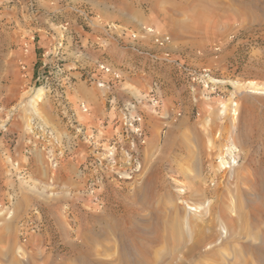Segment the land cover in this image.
Listing matches in <instances>:
<instances>
[{
    "label": "rangeland",
    "instance_id": "rangeland-1",
    "mask_svg": "<svg viewBox=\"0 0 264 264\" xmlns=\"http://www.w3.org/2000/svg\"><path fill=\"white\" fill-rule=\"evenodd\" d=\"M150 1L0 0V43L9 47L13 36L23 35L24 40L33 36L35 41L36 34L45 33L50 43L46 50L49 55L43 53L40 60L43 67L44 61L52 64L60 53L55 51L61 40V24L68 22L67 31L74 33L75 41L79 40L76 31L87 36L89 28L76 10L102 23L121 20L133 24L149 20ZM162 1L160 8L170 10L180 3V17L172 13L167 17L186 22L183 29L199 28L196 22L204 17L197 9L198 0ZM207 14L214 19L212 10ZM258 21L250 35L240 31L239 25L234 32L206 21L210 40L204 46L218 48L213 44L221 35L230 45L240 38L222 68L211 70L218 90L209 93L185 83L184 87L193 92L187 116L178 109L167 118L168 123L153 129L148 125L145 145L136 148L135 170L129 177L126 172L119 177L104 174L96 186H91L93 191L88 189L87 180L80 193L53 194L47 192L52 188L31 178L16 179V171H26L14 145L17 128L29 126L36 117L45 122L41 100L45 92L42 89L34 106L27 105L30 95L40 88L39 81L28 83L20 93L19 86H6L13 75L5 73L8 79L0 86V92H7L0 96V264H124L120 262L123 251L132 264H164L186 234V205L202 206L198 215L191 216L194 228L216 234L222 257H231L233 250L246 242L260 244L253 235L264 233V93L251 92L247 87L250 82L264 87V20ZM85 53L77 54L84 58ZM176 57L196 66L183 53ZM98 146L100 151L107 147ZM21 151L27 157L31 154L27 148ZM227 154L236 160L229 168L221 166ZM14 191L17 196L4 208ZM207 201L208 207L203 208ZM222 212L232 228L224 237L220 234ZM28 219L32 223L20 234V224ZM35 223L37 228L32 229ZM174 231H179L178 237H171ZM158 235L167 240H157ZM211 263L217 264L216 259H196L192 264Z\"/></svg>",
    "mask_w": 264,
    "mask_h": 264
},
{
    "label": "crops",
    "instance_id": "crops-1",
    "mask_svg": "<svg viewBox=\"0 0 264 264\" xmlns=\"http://www.w3.org/2000/svg\"><path fill=\"white\" fill-rule=\"evenodd\" d=\"M161 1H150L149 20L146 19L133 24L121 20L110 23L131 31L152 27L159 35L169 36V43L159 47L152 42L150 36H146L145 39L140 41L141 45L156 53L167 52L173 56L183 53L186 60L189 59L196 66L210 70L222 68L227 57L233 54L232 50L238 45L240 38L237 37L236 43L230 45L221 35L213 44L218 47V51L215 52L212 47L204 46L210 40L206 32V21H209L211 25L217 24L219 28L228 27L230 30H235L234 32H237L236 26L239 25L240 31L242 30L250 35L255 25L258 24V19L264 20V0H212L213 4L209 3V0H198L197 9L201 11L204 19H199L196 22L198 23V29L186 31L183 29L184 24H187L186 22L181 19L167 17L169 13L180 17L183 9L180 3L178 9L173 8L174 10H170V8H160V4L164 2ZM207 10L213 11V20L207 16ZM107 21L109 22V20ZM187 22L194 23L193 21ZM76 33L81 36L82 40L86 37L81 30L76 31ZM13 37L15 40L12 46L4 47L0 43V86L3 85L2 80L8 79L5 73L9 72L13 77L6 86H19L20 93H22L25 92L23 89L28 83L35 85L38 77L43 72L40 60L42 54L49 48L50 39L47 38L45 33L36 34L37 40L35 41L31 39L24 40L23 35L18 36V38ZM68 44L69 42H67L63 51V60L70 69V74L76 78L83 73L94 80L108 83L110 75L96 69V63L102 60L122 69L123 78L112 89L97 86L95 82H85L82 79L76 81L73 87L66 86L64 90L66 95L61 101L67 111L63 113L57 107L58 104L55 102L54 95L43 90L45 95L41 100L45 104L42 112L45 122L37 117L35 121L44 127H48L54 135L60 136L70 132L58 146H52L49 150H44L38 144L37 139L30 134L27 124L17 128V139L14 145L18 147L19 162L22 168L27 171H25L27 173L26 177L31 178L32 181L38 182L40 185L44 184L47 188H52L47 192L53 194L80 193L85 188L86 180L92 177L93 169L87 171L83 177H79L77 174L78 167L83 158L91 151L89 144L94 143L95 146L96 144H105L104 142L112 137L111 123L102 124L106 121V117H111L112 111L107 109L106 103L109 97H113L116 101L134 99L142 93L148 92L154 79L159 80V112H154L150 107L141 109L144 126L146 128L150 126L152 129L156 128L158 124L168 123L167 118L171 117L178 109L183 115L187 116L189 103L193 99V92L190 87H184L187 83L173 71H169L166 66L151 67L144 61H139L136 57L121 51L116 45L87 50L86 57L80 58L81 54L79 56L75 53L72 50L73 48L68 47ZM183 87L186 89H182ZM186 90L187 92L182 94ZM6 93L0 92V96L6 95ZM81 102L86 104L87 112L79 109V103ZM202 107L205 109L204 103ZM70 119L79 128L83 129L82 134L68 130V120ZM89 131L91 132L89 133ZM28 147L31 154L27 157L21 153V149ZM52 156L55 158L56 166L50 160Z\"/></svg>",
    "mask_w": 264,
    "mask_h": 264
},
{
    "label": "built area",
    "instance_id": "built-area-1",
    "mask_svg": "<svg viewBox=\"0 0 264 264\" xmlns=\"http://www.w3.org/2000/svg\"><path fill=\"white\" fill-rule=\"evenodd\" d=\"M76 12L82 16L84 23L89 28L87 36L83 38L85 39V43H83L81 36L74 31L76 33L75 36L79 38V40L75 41V38H73L74 33L67 31L66 26L68 22H65L61 24L62 32L59 36L61 40L56 46L57 49L55 53L60 52V55L63 54V49H65L68 39L71 40L68 46L72 48L73 45L74 52L78 54L85 53L90 49H97L98 47L116 45L121 51L136 57L139 61H144L151 67H168L169 71H173L178 77L191 86H199L209 93H216V90H218V80L212 76V71L210 69L196 67L190 62H186L180 57L173 56L167 52L156 53L140 44L141 40L145 39L146 36H150L155 45L163 47L169 43V36L159 35L152 27H144L141 30L133 31L126 30L108 22L102 23L99 20H90L81 9L76 10ZM79 27L82 28V25H79ZM30 39L33 40V36H31ZM214 50L216 51L218 48H214ZM59 54H56L57 57L52 64L46 63L45 61L43 62L42 68H44V71L37 80L44 91L54 95L55 102L58 104L57 107L61 113L67 111L64 103L61 101L65 98L66 93L64 90L66 86L73 87L76 81L82 79L85 82H95L97 86L99 85L112 89L116 87L117 83L123 78L122 69L114 67L111 63L104 60L96 63V69L110 75L108 83L94 80L83 73L76 78L70 74V69L65 65L64 61H62L63 59L60 58ZM44 55L47 56L49 53L46 51ZM159 87L160 81L154 79L149 91L142 93L134 99L123 101H116L113 97L107 99V109L112 111V113L111 117H106V122L102 124H107V122L111 123L113 131L112 137L104 142L107 147H103V151L98 149L99 144H96V146L94 143L89 144L92 145V148H90L91 151L83 158L82 162H80L77 172L79 177H83L87 171L93 169L94 173L91 172L92 177L87 179V181L90 182L88 185L90 191H93L91 186H96L105 173L117 175L119 177V174L126 172L129 177L135 170L134 159L136 157V148L145 145L146 141V127L144 126V118L141 109L147 106L152 108L154 112H159ZM79 109L83 112L88 111L84 102L79 103ZM198 114V111H196V115ZM68 128L69 131L82 134L83 129L79 128L72 119L68 120ZM28 129L30 134L37 139L38 144H40L44 150H49L52 146H58V144L63 142L65 136H68L70 133L67 132L60 136L54 135L48 127H44L37 121H32ZM71 148L72 146L70 149ZM28 149L29 147L27 150ZM234 157L233 154H227L226 157H222L221 166L225 168L233 166L236 162ZM50 160L54 166L57 165L53 156L50 157ZM14 165L16 164L14 163ZM14 175L17 180L26 179V174L22 170L16 171ZM16 196V191L9 193V202H6L3 207L7 208L11 205L12 200ZM30 223H32V219H28L20 224V234L28 230V224ZM36 228L37 224L35 223L32 229Z\"/></svg>",
    "mask_w": 264,
    "mask_h": 264
},
{
    "label": "bare ground",
    "instance_id": "bare-ground-1",
    "mask_svg": "<svg viewBox=\"0 0 264 264\" xmlns=\"http://www.w3.org/2000/svg\"><path fill=\"white\" fill-rule=\"evenodd\" d=\"M247 87H249L248 89H250L251 92L258 93V92L262 91L264 93V87H262V86L259 87L258 85L254 84L253 82L248 83ZM42 94H43L42 88H37L33 92V94L30 95L29 99L27 100V102L29 104H27V102H26V104L27 105L31 104L32 106H34L37 103V100L42 96ZM28 108H30V107H27V109ZM32 112H34V111L32 110ZM26 121H27V119H26ZM2 166H4V165H2ZM25 186H26V184H25ZM41 189H44V188H41ZM35 190H37V189H35ZM36 192H39V191L37 190ZM41 193H42V191H41ZM208 204H209V202L207 201L204 204L203 208L204 207L207 208ZM201 208H202L201 205L197 206V207L193 206V205H191V206L186 205L185 206L187 215L185 214L186 216L184 217V227H185L184 233H186V234L182 235L181 236L183 238L182 241H181V239H179L176 246L171 249V255H170L169 259L166 261V263H164V264H192L194 262V260H196V259H202V258H209L210 259V257H213L214 259H216L217 264H264V233L262 235H260V233L257 232V233H254V235H253L254 237H256L255 239L259 238V240L261 241L260 244L255 245L253 243L251 244V243L246 242L243 245H241L237 250L234 249L233 255L231 257L230 256H227V258L222 257V255L219 254V250H217V242H215L216 241L215 240L216 234L212 230H210L209 232L208 231H202L201 232V231H197L194 228L195 224L191 220V216L198 215V212ZM206 210L207 209H205V212H206ZM221 215L222 216H220V220H221V222L224 223V226H221L222 223L219 224L221 226L220 227L221 228L220 234H221V236L224 237L225 235L228 234V232L229 233L232 232V230H231L232 228L229 225L230 220H229L227 214L222 212ZM244 234H246V233L244 232ZM250 235H251V233H250ZM178 236H179V231H174V233H172V235H171V237H178ZM260 237H261V239H260ZM156 239L157 240H163V239L167 240V237L164 238L163 235L162 236L158 235L156 237ZM226 244H227V242H226ZM224 245H225V243H224ZM143 249L144 248H142V250ZM218 249H219V247H218ZM123 250H124V248H123ZM126 255H127V252H126ZM126 255H125L124 251H123V253H121L120 262L122 260L124 264H132V261ZM137 262H138V260H137Z\"/></svg>",
    "mask_w": 264,
    "mask_h": 264
}]
</instances>
